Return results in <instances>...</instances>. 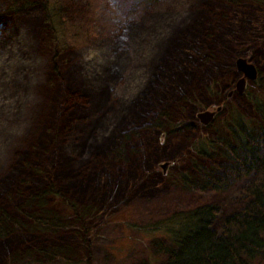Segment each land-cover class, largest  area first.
Returning <instances> with one entry per match:
<instances>
[{
	"label": "trees",
	"instance_id": "obj_1",
	"mask_svg": "<svg viewBox=\"0 0 264 264\" xmlns=\"http://www.w3.org/2000/svg\"><path fill=\"white\" fill-rule=\"evenodd\" d=\"M50 2L6 0V12L24 11L40 3L47 24L53 27ZM245 2L260 4V10L264 8V0H152L147 4L151 6V22L142 27H137L136 22L115 26L118 35L114 63L93 71L78 88L77 95L69 96L68 119L74 128L68 132V141L63 143L65 157L56 164L62 170L56 176L57 167L53 166L45 182L41 179L45 170L34 168L30 161L32 157L19 156L14 179L0 184L3 190L0 193V252L4 254V264L5 260L10 264L15 257L44 264L53 260L44 261L46 257L60 253L51 246H29L30 249L27 245L22 246V241L28 240L26 232L46 233L49 230L56 234L66 227L59 224V216L50 210L52 216L44 212L41 215L49 198H62L64 205L68 203L60 186L75 188L81 184L82 188H90L91 181L99 182L103 176L116 181L131 163L130 157L139 149L140 132L145 133V128L165 135H180L185 129L188 132L199 130L195 122H178L173 131L165 130L164 117L154 113L158 110V95L166 92V87L163 88L165 80L176 88L183 81H189V88L194 86L190 72L200 71L201 65L207 67L213 62V58L206 56L215 53L211 49L206 50L205 43L201 42L210 38L211 28L214 31L218 29L211 24L214 12L220 9L223 12L224 6L227 8L226 3L235 6ZM61 11L64 12L63 9ZM27 68L20 64V72L12 77L19 83L15 87L19 93L14 102L24 113L26 101L21 92L25 93L27 83L22 75L28 71ZM84 69L79 68L77 76H87ZM186 71L188 79L182 76ZM6 76L2 82L9 84L10 79ZM157 87L163 92H159ZM219 88L220 84H217L214 96L220 95ZM254 89H248L245 97H249L248 102L256 118L249 119L234 101L225 102L229 110L221 121V137L215 141L197 138L192 145V164L197 177L186 172L178 174L180 186L198 194L206 190L221 194L227 181L246 180L240 191L244 207L224 215L220 207L200 203L152 222L144 229V234L153 236V249L149 252L152 264H252L264 256V87L258 85ZM14 109L3 105L0 116L10 118ZM173 111L172 108L167 112V118L172 119ZM12 121L15 120L10 118L3 127L0 126L3 136L8 128L12 130ZM147 122L150 125L146 126ZM82 205V215L90 221L101 218L105 213L100 211L96 214L92 205ZM45 216L57 218L58 223ZM126 227L129 229L130 224ZM164 256L166 260L162 259Z\"/></svg>",
	"mask_w": 264,
	"mask_h": 264
},
{
	"label": "rangeland",
	"instance_id": "obj_2",
	"mask_svg": "<svg viewBox=\"0 0 264 264\" xmlns=\"http://www.w3.org/2000/svg\"><path fill=\"white\" fill-rule=\"evenodd\" d=\"M151 1L51 0L49 7L54 19L53 27H51L44 17L42 4L37 3L27 10L9 13L6 12V0H0V42L4 43V50L6 49L2 51L0 48V66L2 67L0 69V108L3 105L15 108L14 115L10 116L15 120L12 121L14 125L12 130L8 128L4 136L3 131L0 130L2 131L0 132V184L5 180L10 181L11 134L22 135L28 132L29 139L34 134H39L35 138V143L31 144V153H39V156L35 157L37 161L33 164L39 165L40 160L43 159L40 156H46L43 155L45 150L50 155L52 153L56 156L57 163L62 161L65 156L61 150H58L59 145L68 141V132L72 127L74 128L68 119L69 96L77 95L78 88L87 77L93 74V71L115 61L116 35H118L115 32V26L117 24L120 27L124 23L136 22L137 27H142L146 22H151L153 19L152 14H149L151 6L147 5ZM241 1L244 0H239ZM228 4L226 3L227 8L224 6L223 12L221 9L214 12V16L211 17L214 20L211 24L218 29L214 31L211 28L208 33L210 38L204 41L206 50L211 49L215 53L208 55L205 53L206 57L213 58L212 64L210 63L207 67L214 68L213 71L218 72L219 68H215L214 65L221 64L225 67L223 76L212 81L211 74L203 76L201 70H194L189 75L194 80L192 88L186 87L189 86V81L186 83L183 81L184 88L179 86L169 92L167 90L170 83L165 80L163 88L166 87V92L160 93L158 98L164 99L168 104L159 106L158 102V110L154 111L159 113L158 116L162 114L165 118L167 112L173 108V121L195 122L199 128L198 131L208 132L211 138L212 133L223 132L221 121L229 110L225 102L229 104L234 101L249 119L256 118L253 107L248 102L249 97H245L250 88H246L243 94L237 92L236 86L242 78V74L237 73V60L250 62L258 72L257 79L264 80V8L260 10V4L257 6V3L245 2L235 6L229 4L230 7ZM219 32L222 34L221 37L218 36ZM23 44L26 46L21 49ZM9 49L10 59L7 55ZM20 53L25 57V61L19 57ZM222 56L227 58L221 59ZM17 63L28 67V71L26 70V73L22 75L27 83L25 93L21 92L26 101L25 113L14 102L19 93L15 89L19 83L12 79L14 74L20 72ZM81 67L85 68L87 76H77ZM230 74L232 75L228 76ZM3 76L10 79L9 84L2 82ZM182 76L188 79L187 71L183 72ZM73 81L78 83L75 89L69 85L70 82L73 84ZM217 84H220V95L214 96L217 92ZM171 85L172 88L175 86ZM158 89L159 92H163L161 88ZM43 91L47 92V95ZM41 105L43 109L40 110ZM218 106H222L223 112L218 113L214 121L205 129H200V125H204L199 115L216 111ZM10 118L0 116V126L3 127L5 121H10ZM147 125H150V122H147ZM145 129V133L140 132V137L147 135L150 139L143 137L144 141H140V146L137 147L140 152L136 157L130 158L131 163L117 178V180L125 178L122 183L124 192H119L114 197L110 194L111 190L107 189L108 196L112 200H105L103 203L109 207L101 210L105 211L101 218L90 221L89 228L95 230L97 236V239L92 241L95 243L91 253L87 250L80 251V248H86L88 245V243L83 245L77 236V234L80 236L84 234L83 229L78 222L71 219L72 213L63 204L62 198L56 197L48 199L47 206H43L44 209L41 210V215L44 212L52 216L51 212H53L59 216L57 217L61 220L59 224L66 227L56 234L49 230L46 233L26 232L24 234H27L25 236L28 240L22 241V246L27 245L29 249L31 248L29 246L37 248L51 246L56 253L60 251L55 257H46L44 261L49 258L53 260L44 264H152L149 261V252L152 251L153 245L149 243V240L153 236L144 234L146 232L144 229L152 222L174 211L187 210L200 203L216 205L222 209L221 212L224 215L236 209L237 198L240 197L241 188L246 180L234 183L225 196L207 190L203 194L190 193L178 183L179 173L191 171V160L192 157L194 158L192 145L200 136H197L200 132H188L185 129L180 135L176 133L165 135L161 131ZM191 134L196 139L194 137L192 139ZM160 156L164 157L162 161ZM3 157L4 160H2ZM27 157L31 158L29 154ZM32 157H34L33 154ZM150 158H153V161H150ZM59 166L56 165L57 168L54 166L56 176L59 170H62ZM55 175L52 176L56 177ZM44 177L47 179V176ZM122 185L121 189H123ZM81 186L80 184L78 187L74 186L75 188L63 186L60 188L67 198L71 197L78 201L84 198L88 187ZM0 193H3V190L0 189ZM45 217L56 220L58 223L55 217ZM127 224H130L129 229L126 227ZM139 230L142 234L136 232ZM162 259L166 260V257ZM85 260L88 262L86 263ZM0 263L4 264L2 252H0ZM10 264H34V262L19 260L15 257L12 261L10 260ZM252 264H264V256L258 257Z\"/></svg>",
	"mask_w": 264,
	"mask_h": 264
},
{
	"label": "bare ground",
	"instance_id": "obj_3",
	"mask_svg": "<svg viewBox=\"0 0 264 264\" xmlns=\"http://www.w3.org/2000/svg\"><path fill=\"white\" fill-rule=\"evenodd\" d=\"M23 21H26V20H23ZM218 36L221 37L222 34L220 33V34H218ZM201 43H204V42H201ZM256 44H257V42H256ZM8 45H10L9 42H8ZM4 46H5L4 43L1 44V42H0V48L2 49V51H5L4 50ZM25 46L26 45L23 44L22 47H21V49L24 48ZM1 53H4V52H1ZM19 57L25 61V57L22 55V53L19 54ZM227 57H229V55ZM227 57H223L222 56L221 59H225ZM8 58L10 59V53H9V57ZM224 65H226V64H224ZM215 68H219V71L218 72H214L213 71L214 68L213 69H210L208 67L202 68L201 71L204 74H207V75L211 74L213 76L212 77V81H214L215 79H219V78H221L223 76V70H224L225 67L224 66H221V64H220L219 66H217ZM231 75L232 74H230L228 76H231ZM233 78H234V76H233ZM233 78H231V80ZM243 80H244V82H243L244 83L243 84V88L254 89V88H257L258 85H261V86L264 87V80H261L259 78L255 80V83H250L247 79H243ZM70 83H69V85H71V88L75 89V87H78V86H75V85L78 84V83H76V81H73V84H72V82H70ZM169 83H171V82H169ZM180 83L183 85V82H180ZM171 84H169V86H168V90H167L168 92H169V90L171 91V89H175L176 88V86H174L172 88V85ZM182 85H181V87L184 88ZM218 91H220V88H219ZM43 93L45 95H47V92L43 91ZM164 103H165V100L164 99H160L159 106H162ZM39 108H40V110L43 109V105H41ZM176 124H177V122L176 121H173V119H169L167 117L164 118V128H165V130L173 131L174 130L173 128L175 127ZM196 131H198V129L197 130L196 129L194 130V132H196ZM17 132H21V131H17ZM198 132H200V134L199 133L197 134V136L200 135L198 138H205L208 141L209 140L215 141V139H219V137H221V135H220L221 133H219L218 131L216 133L215 132L212 133V138L209 136V133L208 132L201 131V130L198 131ZM16 134L17 135H15V134H11L10 135V146H11L10 147V179H12V178L14 179V176H15L14 175V170H16L17 167H18V165H19V156H23V157L26 158L28 156V154H29V157L30 156L32 157V154H33V156L34 155L35 156L32 157V159L30 160L31 161V165L34 168H38V169L41 168V169H44L45 170V172L41 175V179H43L45 181V177L44 176H47V174L50 171V169L53 168L52 167L53 165L56 167V164H57V158H56V156L54 154H52V153L50 155L49 152H46L45 155L48 157V159H44L45 156H42L41 155L40 158H43V159H41V160L39 159L41 161V162H39V165L33 164L35 161H37L35 159V157L36 156H39V153H37V154H36V152L31 153V148H32V145L31 144L35 143V141H36L35 138H37V136L39 134L38 135L34 134L35 136L33 135V137H31V139H29L27 137L28 132L27 133H22V135L21 134H18V133H16ZM191 135H192V139H193L194 135L193 134H191ZM143 137L146 139L149 136L145 135ZM143 137H139L140 141H142V142L144 141V138ZM147 139H150V138H147ZM194 139H196V138L194 137ZM156 142H157V140H156ZM157 144L159 145L158 142H157ZM58 150H61V153H65L64 152V146H63V144L59 145V149ZM238 150H239V148H238ZM17 151H18V153H17ZM138 152H140L139 149L136 151V154L133 155V157H136L138 155ZM43 155H44V153H43ZM170 155H172V153ZM159 158H161L160 160L162 161V159L164 157L163 156H160ZM149 160L150 161H153V158H150ZM191 164H192V160H191ZM186 173L188 175H191V176H194V177H197V175H198L197 174V170L193 166V164H192V167H191V171H186ZM126 178L128 180H130L128 177H126ZM124 179L125 178H120V179H118L116 181H110L106 176H103L99 182L98 181H91L92 184L90 185V188H87V191L85 190L86 192L84 193V198L82 200H79L78 199V201H77L76 199H73L71 197L68 198V203L66 204V206L68 207V209L72 213L71 219L73 221H76V220L79 219L78 223L81 225V228L83 229V232H84V234H81V236L77 234L78 239L80 240V242H82L83 245L86 244V243H88L87 247L86 248H83V249L80 248V251L81 250L82 251H86L87 250L88 252L92 251V249L94 247V243H95V242L92 243V241H95L97 239L96 231L95 230H92L91 228H89L90 227L89 226L90 225V220L87 219L86 217H83L82 211H81L80 207L83 206L82 204L92 205L95 208V210H96L95 213L96 214H99L100 211L103 210L104 207H107L108 206V205L106 206L105 203H103V201H105V200H112V198H110L108 196L107 189L108 190H111L110 191V194H111V196H114V197L116 195H118L119 192L120 193H123L124 192V188H123L124 184L122 185V183L124 182ZM227 182L228 183H226V185L224 186V189H222V192H220L221 193L220 195H222V196H225L229 192L231 186L234 185V182H236V180L235 179H231L230 181H227ZM121 185H122V188L123 189H119V187H121ZM99 186H102V187L99 188ZM137 189H138V187H137ZM136 191H140V190H136ZM239 194H240V192H239ZM119 196L121 197V195H119ZM237 199L238 200H237L236 210L237 209L241 210L244 207V202L242 200L241 194H240V197L237 198ZM79 216H80V218H79ZM136 232L138 234H142V232L140 230L139 231H136ZM89 241H91V242L89 243ZM149 243L152 244V240L151 239L149 240ZM66 260H69V259H66Z\"/></svg>",
	"mask_w": 264,
	"mask_h": 264
},
{
	"label": "water",
	"instance_id": "obj_4",
	"mask_svg": "<svg viewBox=\"0 0 264 264\" xmlns=\"http://www.w3.org/2000/svg\"><path fill=\"white\" fill-rule=\"evenodd\" d=\"M237 68H238L239 72H243L245 78H248L251 80L255 79L256 70H255L254 66L247 64L246 61L238 60L237 61ZM243 82H244V80L241 79L237 85L239 93H243V90H244V88H243L244 83ZM213 116H214V113H204V114L200 115L201 122L204 125H207L212 120Z\"/></svg>",
	"mask_w": 264,
	"mask_h": 264
}]
</instances>
